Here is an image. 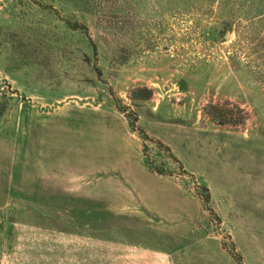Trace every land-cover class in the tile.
<instances>
[{
	"label": "rangeland",
	"instance_id": "obj_1",
	"mask_svg": "<svg viewBox=\"0 0 264 264\" xmlns=\"http://www.w3.org/2000/svg\"><path fill=\"white\" fill-rule=\"evenodd\" d=\"M0 264H264V0H0Z\"/></svg>",
	"mask_w": 264,
	"mask_h": 264
},
{
	"label": "trees",
	"instance_id": "obj_2",
	"mask_svg": "<svg viewBox=\"0 0 264 264\" xmlns=\"http://www.w3.org/2000/svg\"><path fill=\"white\" fill-rule=\"evenodd\" d=\"M129 126H130V128H131L133 131H136V128H135V122H131V123L129 124ZM144 137H146V139H147V136H144ZM148 140H151V139L148 138ZM158 144H160V142H159Z\"/></svg>",
	"mask_w": 264,
	"mask_h": 264
}]
</instances>
